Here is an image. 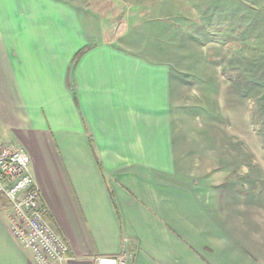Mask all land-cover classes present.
<instances>
[{
	"label": "crops",
	"instance_id": "obj_1",
	"mask_svg": "<svg viewBox=\"0 0 264 264\" xmlns=\"http://www.w3.org/2000/svg\"><path fill=\"white\" fill-rule=\"evenodd\" d=\"M113 1L138 15L117 33L144 29V0ZM102 10L100 0H0V140L29 154L47 219L70 246L65 264H260L213 204L214 189L173 177L144 184V117L136 128L130 96L118 103L111 78L101 86L102 64L136 54L95 43ZM6 210L0 200V264H34Z\"/></svg>",
	"mask_w": 264,
	"mask_h": 264
},
{
	"label": "rangeland",
	"instance_id": "obj_2",
	"mask_svg": "<svg viewBox=\"0 0 264 264\" xmlns=\"http://www.w3.org/2000/svg\"><path fill=\"white\" fill-rule=\"evenodd\" d=\"M100 1L95 43L136 54L102 64L101 86L111 78L118 103L130 96L136 128L144 117V184L214 189L229 230L264 264V0H144V29L125 35L132 4Z\"/></svg>",
	"mask_w": 264,
	"mask_h": 264
},
{
	"label": "built area",
	"instance_id": "obj_3",
	"mask_svg": "<svg viewBox=\"0 0 264 264\" xmlns=\"http://www.w3.org/2000/svg\"><path fill=\"white\" fill-rule=\"evenodd\" d=\"M30 167L31 158L22 147L0 140V200L5 202L11 234L34 264H65L70 246L50 225ZM97 264H126V260L99 258Z\"/></svg>",
	"mask_w": 264,
	"mask_h": 264
}]
</instances>
